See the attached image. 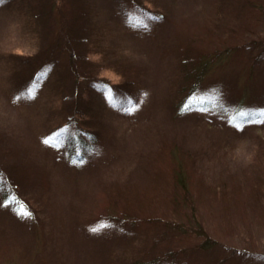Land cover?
Returning a JSON list of instances; mask_svg holds the SVG:
<instances>
[{"label":"rangeland","instance_id":"1","mask_svg":"<svg viewBox=\"0 0 264 264\" xmlns=\"http://www.w3.org/2000/svg\"><path fill=\"white\" fill-rule=\"evenodd\" d=\"M73 1H0V172L20 193L0 190V264H264V0H91L105 53L87 57ZM139 1L163 18L125 26L117 2ZM223 50L203 88L224 100L180 110L186 68ZM240 103L262 117L228 116Z\"/></svg>","mask_w":264,"mask_h":264},{"label":"trees","instance_id":"2","mask_svg":"<svg viewBox=\"0 0 264 264\" xmlns=\"http://www.w3.org/2000/svg\"><path fill=\"white\" fill-rule=\"evenodd\" d=\"M0 1H12V0H0ZM56 1V0H55ZM76 3V4H75ZM119 4L118 9L121 11V16L123 23L128 28L132 29H145L147 27V24L153 21H159L163 18V15L161 13L156 12V10H153L145 5L144 2L139 1L133 3L134 9H129L130 7L122 4L121 2H117ZM8 4V3H7ZM31 6V4H30ZM63 7V6H62ZM94 6L91 3V0L85 1V0H74L73 1V7L70 8V11H62V9H58L59 14H62V16L69 17L72 16L71 21H66V18L63 22V29L65 34L67 35L65 41L71 37V39H68V44L71 46L72 42L78 40L80 42L81 48L83 51H79L80 53L84 54V57H87V54L89 51L87 49H91L93 46V49L95 50V53H105V51H101L99 48L100 45L96 43L94 40L96 36V30L94 26L96 24H101L102 22L95 20L94 15L96 14V10L93 9ZM52 7H48V11L51 12ZM97 15V14H96ZM107 24V23H106ZM104 28L102 26V30L104 31ZM101 30V29H100ZM101 30V31H102ZM71 40V41H69ZM73 40V41H72ZM71 42V43H70ZM83 45V46H82ZM80 49V48H78ZM264 49V48H263ZM227 53L226 50H223L221 53L220 51L216 54L213 59L209 58L208 56L203 57H197V60L193 64H189L190 66L186 68V75L183 81L184 82V89L182 98L179 100V108L180 110L193 108L195 106H199L200 104H208L209 107L214 106L215 103L222 102L224 100V95L222 93V86L220 84H212L207 88H203L205 84L204 78L209 76L210 72L214 69V66L216 64V61L222 57H224ZM55 68V65L53 61H48L44 63L41 67L36 69L30 78L25 79V81L21 84L22 91H29L33 90L35 85L43 79L47 75L49 71H53ZM85 75V74H84ZM85 77H87L85 75ZM189 78V80H187ZM91 84L88 83V85L80 86L79 83L77 85V89L90 93L91 91H94V86H98V90H102L101 88L107 87V82L102 81L101 78H96L95 80H89ZM187 82V83H186ZM105 84V85H103ZM76 85V83L74 84ZM207 85V84H206ZM100 87V88H99ZM202 90L204 93H207L205 95V98L200 101L198 98L197 93ZM198 98V101L196 100ZM221 105V104H220ZM244 105L243 103L238 104V108L235 110H232L228 113V116H234L238 119H244V117H248V114H242L241 109H243ZM262 115H252L251 119L261 118ZM79 127H82L81 130H89L87 127H83L81 124ZM75 130L77 131L78 128L74 125ZM72 131V130H70ZM72 136V137H71ZM70 137V142L73 146H87L86 142L88 139L82 137V136H73L71 134L68 135ZM79 152H82L81 150ZM14 182V181H13ZM18 188L10 187L9 182L5 180L2 177V172H0V190H9L14 191L17 190V194H20L18 192ZM12 193V192H11ZM11 194H9L6 198V200H10Z\"/></svg>","mask_w":264,"mask_h":264},{"label":"snow or ice","instance_id":"3","mask_svg":"<svg viewBox=\"0 0 264 264\" xmlns=\"http://www.w3.org/2000/svg\"><path fill=\"white\" fill-rule=\"evenodd\" d=\"M32 95H34V94H29L28 98H32ZM125 110L128 111L129 113H131L135 109L134 108H127ZM248 117H249V119H251V114H248ZM43 142L45 144H51L52 143V141L50 139H45ZM77 162L83 163V161L80 160L78 156L76 158H74V160H73V163H77ZM92 231H97V229L93 228Z\"/></svg>","mask_w":264,"mask_h":264}]
</instances>
